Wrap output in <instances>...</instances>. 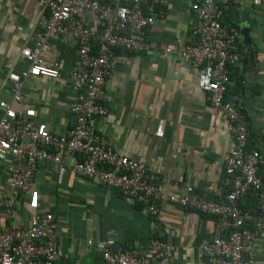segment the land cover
Listing matches in <instances>:
<instances>
[{
    "label": "crops",
    "instance_id": "0c3cea01",
    "mask_svg": "<svg viewBox=\"0 0 264 264\" xmlns=\"http://www.w3.org/2000/svg\"><path fill=\"white\" fill-rule=\"evenodd\" d=\"M80 17L94 30L101 18L89 12ZM40 11L35 0H0V79L9 72L21 73L28 65L20 58L24 47H33L39 32ZM224 23L241 31V62L231 70L227 100L240 108L249 122L250 147L264 157V3L234 0ZM197 16L189 0H170L155 11V23L145 32L149 52L118 50L116 67L106 85L109 113L92 121L93 129L105 136L115 151L167 178V195L180 192L175 183H189L195 191L215 187L214 198L223 195V156L233 147L226 123L208 104L198 86V71L165 48L178 40L190 42ZM46 61L60 60L61 77L30 79L23 88L17 109L35 123H45L51 134L64 136L74 128L70 111L74 99L72 71L79 65L78 47L69 37L50 41ZM0 100L11 101L9 89ZM3 110L0 109V119ZM66 170L49 161L38 164L29 190L20 199L17 222L28 226L35 214L52 213L63 255L58 264H108L100 243L114 240L112 251L134 247L145 252L155 239L172 241L178 252L167 264H210L202 246L215 235L216 219L195 210H185L168 198L161 202L158 217L121 197L97 180L73 170L84 163L82 156L61 154ZM17 165L11 158L0 174V197L9 190V171ZM260 174L264 187V164ZM251 226L261 214L258 203L243 199ZM0 210V230L11 224ZM93 245L89 246L88 242ZM256 264H264V241L255 246Z\"/></svg>",
    "mask_w": 264,
    "mask_h": 264
},
{
    "label": "built area",
    "instance_id": "2783aa9c",
    "mask_svg": "<svg viewBox=\"0 0 264 264\" xmlns=\"http://www.w3.org/2000/svg\"><path fill=\"white\" fill-rule=\"evenodd\" d=\"M40 19L37 42L24 47L20 58L27 70L9 72L0 79V92L9 89L11 101L0 100V174L11 158L17 165L9 171L8 193L0 197V210L11 224L0 230V264H58L63 249L58 243L52 213L35 214L28 226L16 219L21 197L29 190L41 161L66 170L61 154L82 156L73 170L113 189L124 199L141 205L158 217L165 199L185 210H195L216 219L213 239L202 246L210 264H256L255 246L264 241V187L260 174L264 157L250 149L249 122L238 106L227 100L231 70L241 62L237 26L224 23L226 10L234 0H189L197 16L190 42L178 40L165 48L198 71V86L210 107L223 116L232 139V149L223 156V195L214 198L215 187L195 191L191 184L175 183L179 193L167 195V178L135 159L119 154L110 141L96 132L92 121L105 117L106 85L116 67V53L149 52L152 45L145 32L155 23V11L170 0H35ZM254 7L264 0H251ZM81 12L97 15L103 22L100 31L90 27ZM58 37L67 44L69 37L78 47L79 65L72 71L74 99L70 111L76 117L74 128L64 136L50 133L45 123H35L27 112L17 109L23 101V88L33 78L58 79L64 69L60 60L46 61L50 41ZM248 195L257 200L261 214L251 226L249 214L240 201ZM93 245L92 241L88 242ZM114 240L100 243L108 264H167L178 252L172 241L155 239L145 252L134 247L112 251Z\"/></svg>",
    "mask_w": 264,
    "mask_h": 264
},
{
    "label": "trees",
    "instance_id": "16d2710c",
    "mask_svg": "<svg viewBox=\"0 0 264 264\" xmlns=\"http://www.w3.org/2000/svg\"><path fill=\"white\" fill-rule=\"evenodd\" d=\"M250 149H251V147H250ZM245 199H248V200H249L251 203H253V204H257V203H258L257 200L253 197V195H248ZM242 201H243V200L240 201V206H241L242 209L245 211V208H243Z\"/></svg>",
    "mask_w": 264,
    "mask_h": 264
}]
</instances>
